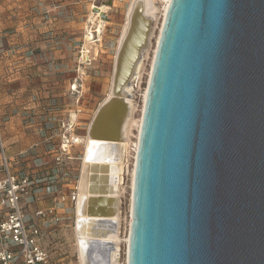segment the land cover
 <instances>
[{"label": "water", "instance_id": "1", "mask_svg": "<svg viewBox=\"0 0 264 264\" xmlns=\"http://www.w3.org/2000/svg\"><path fill=\"white\" fill-rule=\"evenodd\" d=\"M129 234L127 264H264V0L170 1Z\"/></svg>", "mask_w": 264, "mask_h": 264}, {"label": "rangeland", "instance_id": "2", "mask_svg": "<svg viewBox=\"0 0 264 264\" xmlns=\"http://www.w3.org/2000/svg\"><path fill=\"white\" fill-rule=\"evenodd\" d=\"M104 1L39 0L30 7L32 15L42 17V24H52L54 27L56 26L55 22L59 19H73L77 15L81 19L77 21L81 26L80 39L78 41L81 45L72 52L73 65L61 71L68 75L67 84L57 85L54 93L60 92L62 95L53 97L51 96L53 92L50 89L47 90L50 91L48 95L44 96L43 90L45 91V89L41 85L42 82L40 80L41 76H51L55 79V67L51 66L47 70L50 71L48 74H43V69L36 70L39 73L37 75L34 74L35 70L33 68L28 74H22L20 67L24 65L26 69L27 64H32L31 67H38L48 63L56 65L57 60L53 56H46L44 54L47 53L46 51L42 54L30 49H23V43H21L19 37L22 34L25 19L28 17L22 10L20 0H0V140L4 145V151H2L0 146V164H2L6 156L13 174L19 177L28 175L36 182L33 186V194L35 193L36 195L29 196L27 200L29 214L35 207L54 202L59 193L69 191L79 178L83 146L73 148L72 153L77 158L67 164L58 165L54 161L53 155L55 146L59 141L58 120L60 118H69L75 114V110L81 108L82 111L78 114L77 134L85 136L92 116L99 103L105 97L108 86L111 84L116 49L126 20L125 16L130 0ZM109 2L111 3V8L108 12L109 21L103 28L101 41L98 42L99 44L101 43V46H95L99 47L100 51L95 54L93 49L90 50L91 48L87 47L90 53L88 60L85 61L81 56L83 49L87 46L85 44V35L89 25L88 21L93 16L92 6H101ZM163 9L164 5L161 6L158 22L154 25V34L151 38L149 54L145 60V69L139 84H136L134 89L135 118L137 120H140L143 112L144 94L148 86ZM98 18L95 16L94 23H90L93 29L97 28ZM40 28L42 29L43 26L41 25ZM16 29H18L19 35L10 40L12 35L17 34ZM50 32L55 31L51 29ZM96 35L98 36V33ZM51 39L54 40L56 46H62L66 43L57 34L53 35ZM75 84L77 90L72 89ZM63 96L67 97V102L65 101L64 104L59 101ZM14 116L18 117L17 121L20 123L19 125L23 132L18 135H22L24 139L29 141L32 140L31 145L25 144L17 147L16 145L19 144V141H16L17 143L9 144L8 146L6 139L8 135L7 126L12 122V117ZM138 130V126L133 129L130 160L128 169L124 173L123 184L126 187V192L122 198L123 219L121 236L123 239L126 238L130 228L131 172L134 165ZM18 139H21V136ZM13 145L15 146L12 149L13 153H10L9 147ZM63 215L65 218L63 225L57 227L45 244L52 252H55L57 257L64 259L65 262L79 264L80 258L75 233V213L70 203L66 206ZM125 248L126 242H122L120 249L121 258H119L121 264L126 262Z\"/></svg>", "mask_w": 264, "mask_h": 264}, {"label": "bare ground", "instance_id": "3", "mask_svg": "<svg viewBox=\"0 0 264 264\" xmlns=\"http://www.w3.org/2000/svg\"><path fill=\"white\" fill-rule=\"evenodd\" d=\"M170 1L130 0L128 2L126 20L116 49L111 84L92 116L86 135L81 138L83 156L76 184L78 197L75 202L74 213L77 248L82 264H121L119 258H121L122 242H126L125 264L128 262L129 231L125 239L121 236L122 198L126 192L123 182L131 155L133 129L138 126V141L136 142L134 165L131 172L130 227L135 164L142 123V116L140 120L135 118L134 89L135 85L139 84L145 69V60L149 54L154 25L158 22L161 6L164 5V9L157 44ZM110 4L109 2L101 6H92L93 16L88 21L89 25L85 35L87 47L101 40L103 28L109 21ZM95 16L99 17V23L97 28L93 29L90 23H94ZM146 22L151 24L147 42L139 48L147 28ZM90 50L86 47L83 49L81 56L83 60H88ZM136 50H139V58L130 65ZM126 74L128 77H125ZM124 78H128V81L125 82ZM147 92L148 86L144 94V105ZM122 102L124 113L118 116L122 112V107L118 103ZM116 108H119L118 114L115 113Z\"/></svg>", "mask_w": 264, "mask_h": 264}, {"label": "built area", "instance_id": "4", "mask_svg": "<svg viewBox=\"0 0 264 264\" xmlns=\"http://www.w3.org/2000/svg\"><path fill=\"white\" fill-rule=\"evenodd\" d=\"M72 89L77 90L76 84ZM75 111L74 116L58 120L59 141L53 155L58 165L76 159L73 148L83 146L81 138L84 135L77 134L78 114L82 109ZM0 146L4 151L1 140ZM35 183L28 175L13 174L7 157H4L0 164V264H71L57 257L45 242L57 227L63 225L68 203L74 209L78 197L77 182L69 191L59 193L54 202L35 207L29 214L27 200L36 195L33 194Z\"/></svg>", "mask_w": 264, "mask_h": 264}, {"label": "crops", "instance_id": "5", "mask_svg": "<svg viewBox=\"0 0 264 264\" xmlns=\"http://www.w3.org/2000/svg\"><path fill=\"white\" fill-rule=\"evenodd\" d=\"M39 0H20V5H22V10L23 12H25V14L27 15V19H25V24L22 27V34H20V39H21V43L23 49L25 50H32L34 52L37 53H44V51H46L47 53H44L46 56H53L55 58V60H57L56 65H51V63L45 64V65H39L38 67H31L32 64H27L26 69L25 66L22 65L20 67L22 74L24 73L25 75L29 73V71L32 70V68L35 70L34 74L37 75L39 73L36 72V70L38 71L39 69H43V74H48L50 71H47L49 68L55 67V79H53L51 76H45L42 77L41 76V82H42V86L44 87L45 91L43 90L44 96L48 95L47 90H51V92H53V94L51 96L56 97L58 95H62L60 92L59 93H54L55 90L57 89V85H61V84H67V80H68V75L64 74L63 72H61L63 69L68 68L70 66L73 65L74 60L72 57V52L77 48L80 47V43L78 42L80 39L79 33H80V29L81 26L78 24L77 21L81 20L80 16L77 15V17H73V19L71 18H64V19H59L57 22H55V27L52 24H42V17L38 16V15H32L31 11H30V7L35 5ZM72 10V9H71ZM73 12V10H72ZM77 14V13H76ZM75 14V15H76ZM82 14V13H81ZM74 15V14H73ZM58 24V25H57ZM43 26V28L41 29L40 26ZM59 27V28H58ZM57 28V30H56ZM51 29H54L55 32H50ZM17 34H14L10 37V40L14 39L15 36H18V29H16ZM58 35L59 38H63L65 40V44H63L62 46L59 45H55L54 40L51 39V37L53 35ZM101 41V40H100ZM95 46H101V44L96 43L94 45H91L90 48L91 50L93 49L95 51V54L100 51L99 47H95ZM87 48V46H86ZM45 59H47L45 57ZM26 65V64H25ZM29 65V67H28ZM64 71V70H63ZM63 73V74H62ZM53 81V82H52ZM53 85V87H52ZM56 88V89H55ZM109 89V86H108ZM106 94V93H105ZM55 101V100H53ZM59 101H62L63 104L65 103V101L67 102V97L63 96L62 98L59 99ZM45 101H44V105H45ZM47 110V109H46ZM45 111V108H44ZM44 111H42V113H44ZM18 117L14 116L12 117V122L7 126V132L8 135L6 137L7 142H8V146L9 144L12 145L13 143H17L16 141H19V144H17V147H20L18 145L24 146L26 145H31L30 143H32V140L29 141L28 139H24V137H22V135H18V134H22V128L19 125L20 123L17 121ZM15 122V123H14ZM21 136V139H18V137ZM14 145L9 147V151L10 153H13L12 149H14ZM32 158V157H30ZM29 159V158H27Z\"/></svg>", "mask_w": 264, "mask_h": 264}]
</instances>
